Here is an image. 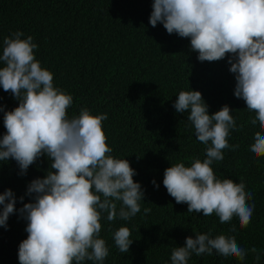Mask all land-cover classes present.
Here are the masks:
<instances>
[{"label":"trees","instance_id":"obj_1","mask_svg":"<svg viewBox=\"0 0 264 264\" xmlns=\"http://www.w3.org/2000/svg\"><path fill=\"white\" fill-rule=\"evenodd\" d=\"M153 0H0V54L3 39L20 31L32 36L38 45L35 58L53 73V84L73 97L69 117L87 108L96 115L107 114L103 131L111 156L126 159L135 169L134 181L144 191L140 212L129 220L101 216L100 238L109 250L103 264H171L172 249L183 246L185 237L208 233L235 236L246 250L243 261L212 255L191 254L188 264H264V156L250 152L254 134L262 131L253 125L254 113L243 99L233 94L234 74L227 57L219 61H199L190 49V40L168 34L163 24H149ZM201 92L209 114L227 104L239 130H231L223 160L211 167L218 179L243 182L254 204L251 221L241 228L234 217L221 224L218 216L188 212L163 185L164 170L194 159L206 158V145L195 137L188 113H177L174 102L180 91ZM0 105L12 110L18 105L10 92L0 87ZM6 129L0 111V138ZM264 134V131H262ZM49 160L41 156L21 174L15 160L0 161V192L11 189L15 207L33 198L26 195L31 180L43 177ZM49 168V169H48ZM54 171V170H53ZM156 181L159 187L152 184ZM23 196V201L20 197ZM117 203V211L121 206ZM148 208V213L144 209ZM27 221L19 211L10 214L7 228L0 226V264H19L18 247L27 237ZM120 226L129 228V251L121 253L113 240ZM235 227V231L230 229ZM255 247L257 253L247 251ZM82 264H95L85 260Z\"/></svg>","mask_w":264,"mask_h":264},{"label":"clouds","instance_id":"obj_2","mask_svg":"<svg viewBox=\"0 0 264 264\" xmlns=\"http://www.w3.org/2000/svg\"><path fill=\"white\" fill-rule=\"evenodd\" d=\"M158 22L168 34L188 38L199 61L227 57L235 78L233 94L254 113L251 123L264 131V0H153L149 24L155 27ZM22 36L20 31L5 36L0 54V87L18 101L12 110L0 105L6 129L0 138V161L15 160L24 174L46 156L50 170L30 181L25 194L33 199L19 210L11 189L0 192V226L7 228L10 214L17 211L27 221V237L18 247L19 264H82L85 260L103 264L109 250L99 236L102 213L108 221L129 220L140 212L144 191L134 181L136 172L129 161L110 155L102 123L107 114L94 115L81 108L69 117L73 97L54 86L53 73L35 58L38 45L32 36ZM173 106L177 113H188L196 139L207 147L202 161L194 159L191 166L177 163L164 170L167 193L176 203L187 204L190 213L215 214L221 224L235 217L246 228L254 209L248 203L252 193L245 191L243 182L218 179L211 167L223 160L224 149L239 147L228 143L230 131L239 130L230 107L225 104L209 114L197 90L180 91ZM262 131L254 134L250 145L255 157L264 156ZM152 184L159 187L154 179ZM116 202L121 203L119 211ZM130 236L126 226L113 232L121 253L129 251ZM213 250L240 261L247 254L235 236L197 233L172 249L171 264H188L191 254L212 255ZM247 251L260 259L255 247Z\"/></svg>","mask_w":264,"mask_h":264}]
</instances>
